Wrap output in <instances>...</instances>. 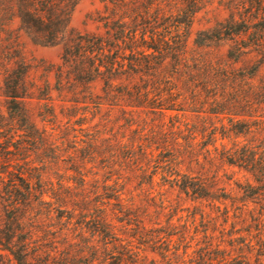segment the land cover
Returning <instances> with one entry per match:
<instances>
[{"label": "rangeland", "instance_id": "rangeland-1", "mask_svg": "<svg viewBox=\"0 0 264 264\" xmlns=\"http://www.w3.org/2000/svg\"><path fill=\"white\" fill-rule=\"evenodd\" d=\"M228 13L226 0H207L194 14L184 60L167 58L133 81L147 93L141 107L127 105L125 82L75 84L62 61L67 39L39 46L16 19L4 28L0 196L25 187L44 195L31 196L18 224L7 221L0 200L1 238L12 228L17 242L27 240L29 264L36 254L49 264H91L100 254L131 264L128 251L136 264L221 256L264 264V180L259 166L253 175L230 159L247 145L264 161V62L254 52L229 58L233 41L195 45ZM103 14L100 0H81L69 36L103 33ZM18 65L26 68L18 91L25 123L10 119L3 84ZM184 183L188 193L178 187ZM100 216L116 245L98 237ZM2 249L0 264H16Z\"/></svg>", "mask_w": 264, "mask_h": 264}, {"label": "trees", "instance_id": "trees-1", "mask_svg": "<svg viewBox=\"0 0 264 264\" xmlns=\"http://www.w3.org/2000/svg\"><path fill=\"white\" fill-rule=\"evenodd\" d=\"M80 1L0 0V35L4 28L16 19L19 29L33 44L54 46L67 39L62 61L69 69L71 80L75 84L89 85L98 79H103L107 89L113 87L116 82H125L124 90L126 89L127 93L122 97L128 100L127 105L131 107H141L147 97L143 87L132 85L137 77L141 79L145 73L158 69L167 58L174 59L176 64L184 60L193 16L207 2V0H100L104 4V14L99 16L103 33L77 34L70 37L71 15ZM226 5L229 11L228 17L216 23L213 28L199 32L195 38V45L199 47L233 41V46L228 51L229 58L236 60L249 52H254L260 57V61L264 62V0H226ZM158 22L160 29L151 26V23ZM4 52L5 48L0 39V60L4 57ZM256 71L257 68L255 73ZM25 74L26 68L18 65L3 80L5 89L9 90L5 93L8 99L9 117L16 122L24 123L27 120L21 107L22 97L19 96L18 91ZM238 149L233 151L231 163L250 167L253 169L251 170L253 175L257 171L256 166H259L257 173L264 180L263 156L260 155L256 159V154L252 153L251 147L247 145ZM16 179L21 183L25 182L23 177L19 176ZM178 187L188 193L189 187L185 183ZM194 191V194L200 195L197 193L198 190ZM37 193L44 195V192H33L29 187L22 190L9 188L5 191L6 198L0 196V200L3 201L4 209L8 214L7 221L12 224L20 223L23 216L18 214L19 210L28 207L31 196H37ZM115 197L119 199L118 194ZM99 218V222L96 223L100 228L97 230L98 237L106 241L110 235L111 243H114L112 245H116L118 239L111 234L106 218L104 216ZM7 231L5 238H1L5 231L0 225L2 250L8 252L16 264H29L27 240L17 242L16 230L8 228ZM128 253L131 264H136L137 254L130 251ZM107 256L97 255L91 260V264H109L106 262ZM123 257H116L113 264H121ZM34 259L37 264H49L47 256L36 254ZM216 259L218 260L214 262L210 258H201L199 264L213 262L214 264H247L244 256L229 259L221 256Z\"/></svg>", "mask_w": 264, "mask_h": 264}]
</instances>
